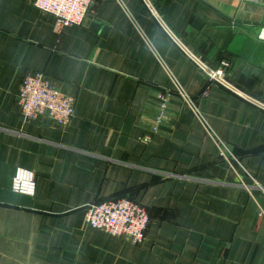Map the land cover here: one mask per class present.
I'll list each match as a JSON object with an SVG mask.
<instances>
[{
  "label": "crops",
  "instance_id": "crops-1",
  "mask_svg": "<svg viewBox=\"0 0 264 264\" xmlns=\"http://www.w3.org/2000/svg\"><path fill=\"white\" fill-rule=\"evenodd\" d=\"M54 24L0 0V264H264V4L95 0ZM28 71L75 99L68 126L23 121ZM122 197L148 212L141 245L85 224Z\"/></svg>",
  "mask_w": 264,
  "mask_h": 264
},
{
  "label": "built area",
  "instance_id": "built-area-1",
  "mask_svg": "<svg viewBox=\"0 0 264 264\" xmlns=\"http://www.w3.org/2000/svg\"><path fill=\"white\" fill-rule=\"evenodd\" d=\"M244 1L264 4V0ZM94 2L95 0H33V4L40 11L55 17L56 31L69 26L85 24ZM258 38L264 40V26L260 28ZM229 65L228 61H223L219 69L209 74V78L215 80ZM173 92L169 89L159 96L163 113L171 102ZM176 93L195 108L194 101L183 89L178 88ZM17 100L21 107L23 121L36 122L45 118L62 126H68L76 113L75 99L55 88L45 73L41 71H28L24 75L17 93ZM196 112L200 116L198 110ZM224 149L223 147V152ZM34 188L33 173L20 171L13 183V189L31 194ZM85 224L87 227L103 231L114 237L130 238L133 244L141 245L147 238L149 215L143 205L129 197H122L89 204L85 211Z\"/></svg>",
  "mask_w": 264,
  "mask_h": 264
}]
</instances>
